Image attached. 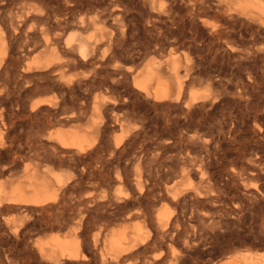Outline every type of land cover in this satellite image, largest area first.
<instances>
[{
	"label": "rangeland",
	"instance_id": "374dc122",
	"mask_svg": "<svg viewBox=\"0 0 264 264\" xmlns=\"http://www.w3.org/2000/svg\"><path fill=\"white\" fill-rule=\"evenodd\" d=\"M246 17L231 0H0V36L11 20L21 28L0 78V187L25 183L26 167L66 179L49 205H0V264H222L264 253V33ZM69 25L102 36L98 65L38 69L54 47L64 56ZM172 52L183 97L133 87L153 61L170 73ZM191 90L207 101L186 107ZM40 98L54 105L31 110ZM91 125L84 153L50 139ZM165 209L174 221L162 227ZM137 225L145 242L117 258L111 235ZM74 230L82 258L40 253L50 235Z\"/></svg>",
	"mask_w": 264,
	"mask_h": 264
},
{
	"label": "bare ground",
	"instance_id": "6f19581e",
	"mask_svg": "<svg viewBox=\"0 0 264 264\" xmlns=\"http://www.w3.org/2000/svg\"><path fill=\"white\" fill-rule=\"evenodd\" d=\"M231 1L234 3L237 10L242 11L243 15L247 16L246 19L248 22H257L259 30L264 33V0ZM81 27L82 26L79 25H73L68 28L70 29L69 31L66 30L67 32L62 39V43L64 44L62 50L65 57L60 54L56 47H54V50L46 57L43 64L38 65L37 68L43 69L47 73H58L61 72L64 62L66 64L70 62H76L78 64L79 62L80 64L86 63L98 65L100 61L97 51L101 47L102 36L100 34L85 35L80 31ZM10 28L8 29L7 34L3 33L0 36V78L4 74H7L6 68H8L7 66L11 64L12 61L13 37L16 39L17 36H15V34H18L21 30L19 25L13 20H11ZM18 38L20 37L18 36ZM50 43L49 36L45 35L44 46L48 47ZM262 47H264V45ZM261 50H263V48H261L260 51ZM182 53L187 57L186 52L183 51ZM180 54L181 53L177 52L170 53V73L162 71L161 61H159V63L153 61V63L147 65L146 69L137 71V74L133 77V87L139 92H144L146 95H153L156 100L169 99L178 101L183 97L181 95L183 93V79L185 77V75H181L180 73L182 65L177 59ZM26 69L31 70V67L27 66ZM128 70H131V68L128 67ZM208 96L209 95L206 93H199V90H191L189 98L184 104L186 107H189L203 100L207 101ZM49 105H54L52 99L40 98L31 104L30 109L34 111L43 106ZM98 106L99 104L96 102L95 108L97 109ZM85 132H82V130L77 131L75 129L69 131L58 130L55 135L50 136V139L56 141V147L60 148L61 152L71 149L75 150L77 153H84L89 148L93 149L96 143L94 135L98 134V128L91 125ZM122 141L123 138H117L114 142V147L118 148L122 144ZM24 172L25 175L23 176L25 177V183H13L8 191L5 190V188L0 187V205L7 204L11 208H14L16 205H23L27 206L29 209H34L35 207L49 205L58 200L61 189L62 187H65L64 185L66 183V179H63L62 174L49 168H43L42 171H40L35 167L31 169L26 167ZM48 174L53 177V180H49L51 178L48 177ZM138 186L140 190L143 189L141 181L138 182ZM176 196L177 193L174 192L172 197L175 198ZM157 214V223L162 227L167 226L174 221L172 213H168L166 209L163 211L160 210ZM141 230L142 227L137 225L136 229L133 231L128 228H123L111 235V249L116 253L117 258L127 257V253L145 242V239L140 235ZM80 244L81 239L77 230H74L70 235L63 237L62 235L55 233L50 235V237L42 243L40 253L47 256L48 259L55 261V263L60 262L63 258L77 261L82 258ZM222 264H264V253L247 250L230 257Z\"/></svg>",
	"mask_w": 264,
	"mask_h": 264
}]
</instances>
